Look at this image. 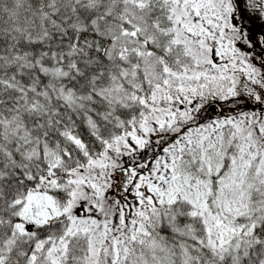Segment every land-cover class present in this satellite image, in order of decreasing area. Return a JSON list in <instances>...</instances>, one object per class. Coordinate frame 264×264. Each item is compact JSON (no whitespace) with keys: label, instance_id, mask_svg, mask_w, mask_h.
Returning <instances> with one entry per match:
<instances>
[{"label":"snow or ice","instance_id":"6c2138e0","mask_svg":"<svg viewBox=\"0 0 264 264\" xmlns=\"http://www.w3.org/2000/svg\"><path fill=\"white\" fill-rule=\"evenodd\" d=\"M0 264H264V0H0Z\"/></svg>","mask_w":264,"mask_h":264}]
</instances>
